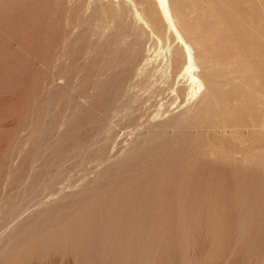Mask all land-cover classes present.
<instances>
[{"label":"rangeland","instance_id":"obj_1","mask_svg":"<svg viewBox=\"0 0 264 264\" xmlns=\"http://www.w3.org/2000/svg\"><path fill=\"white\" fill-rule=\"evenodd\" d=\"M122 1L0 0V264H264V0H180L230 53L165 115L122 109L142 43L97 46Z\"/></svg>","mask_w":264,"mask_h":264},{"label":"bare ground","instance_id":"obj_2","mask_svg":"<svg viewBox=\"0 0 264 264\" xmlns=\"http://www.w3.org/2000/svg\"><path fill=\"white\" fill-rule=\"evenodd\" d=\"M123 1L126 4L125 7L121 6L122 4L118 5V2L116 3V8L114 9L113 13L105 10L106 15L104 14V17H102L105 18V20H102L103 22L100 23L95 29H97L98 34V36L97 34L96 36L99 37L97 46H99L100 48L103 47L101 41L103 40L102 38L105 36V34H113L115 37L114 42L116 45H122V47H124L123 45L129 42L132 45L133 49V47L135 48L137 45L142 43L145 49L146 55L143 58L142 63H140L141 65L138 66V69L134 68L136 70V73L133 72L135 74L133 79L135 80V83L132 87H130L132 92L130 93V91L126 89L130 93H127L129 95L127 104H124L123 101L122 106V97L120 98V105L122 106V109L124 111L127 110L124 113H128L129 111H139L138 113L141 114L140 110H142L143 108H146L148 111L151 108L153 110V107H155V109L157 108V111H153L157 112V115L159 113L161 115V110H164L162 112V115H165V110L168 108V105L169 108L170 105L173 108L172 105H182L183 101H186V99L192 100V98L202 93L201 91L207 84L209 87L208 89L214 92V78L217 77L216 75H221L224 72L220 69V65H218L220 64V62L216 63V60L213 61V58L218 59L219 56L227 54V52L230 53L228 49L229 47L223 42L217 44L216 47L213 46L214 38H216L215 29L210 25H191L188 22L186 13L183 11L180 5V0H153L158 12H160L163 18L168 33H170L169 35L173 36V38L171 37L173 41L169 38L166 40L164 36H162L155 30V27L158 25V21L154 8H149L147 12L146 9L143 8L145 9L144 12L143 9H139L138 7L141 6V3L138 4L134 0ZM100 5L101 8H107H105V6H102V4ZM125 9H127L129 14H131L130 16H132V20H129V22L127 19V16L129 14L125 16ZM100 12H102V10ZM98 17L99 16L97 15V19ZM147 31L149 32V34L147 33ZM111 37L112 36L110 35V38ZM128 45H126V47H128ZM132 49L130 50L133 51ZM126 51L127 54H129L128 52L130 51ZM110 53L112 54V52ZM127 54L125 53V55ZM120 55L122 56V54ZM130 57L128 58V60H130ZM117 59L115 61H117ZM213 62H215L216 64H213ZM125 63L127 66V61H125ZM116 68L118 69L117 65ZM133 80L129 82L132 83ZM124 93L122 94L125 96L126 94ZM202 103L206 104V102ZM227 105L228 102H222L223 107H227ZM118 110L120 111L119 108ZM125 115L128 117L127 114ZM184 115L186 116V114Z\"/></svg>","mask_w":264,"mask_h":264}]
</instances>
